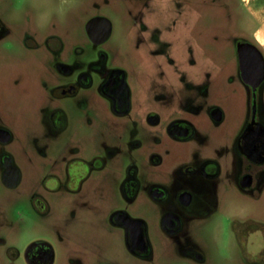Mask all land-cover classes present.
<instances>
[{"label": "rangeland", "instance_id": "1", "mask_svg": "<svg viewBox=\"0 0 264 264\" xmlns=\"http://www.w3.org/2000/svg\"><path fill=\"white\" fill-rule=\"evenodd\" d=\"M95 16L106 18L112 25L104 46L108 54L106 67L112 61L126 70L134 102L144 96L149 80L158 79L159 71H163L165 80L158 85L205 87L208 98L224 113L217 130L226 132L243 122L250 110L234 38L259 29L264 20V0H58L56 5L48 1L43 5L41 0H0V127L11 136L8 143L0 144V154H8L20 174L17 187H3L0 182V218L4 216L0 238L4 239V251L13 245L22 252L28 243L39 241L52 248L53 264H80L83 252L99 255L98 251L116 264H150L132 259L125 252L122 234L111 233L106 226L108 208L127 206L119 195H115L117 200L112 205L107 201L109 191L102 188L95 192L93 188L83 189L76 195L65 194L62 189L49 191L54 188L50 168L55 160L58 167L67 158L88 160L96 133L113 138L114 128L111 126L108 133L103 131V120H114L96 94L90 100L87 92L78 89L71 96H53L48 71L54 66L44 46H40L49 33L48 25L43 26L51 20L56 35L57 84L76 85L75 74L66 77L59 72L62 65L89 72L94 79L90 66L98 61L97 48L88 41L85 24ZM40 20L45 24L39 28ZM135 33L142 42H134ZM158 34L157 41L153 40ZM256 37L262 41L260 34ZM261 90L264 99V82ZM87 104L94 117L86 111ZM50 109L61 110L66 116V128L56 135L45 121ZM143 158L140 152L123 151L107 163L110 170L105 172L117 184L134 164L144 181L153 167ZM221 197L218 210L207 220L192 223L183 237L184 245L199 249L202 263L176 257L175 244L160 231L158 214L151 203H133L128 211L148 223L154 245L151 262L264 264V234L258 231L264 230V190L256 197ZM33 199L40 214L28 216ZM241 211L247 219L243 255L238 240L225 231V217ZM103 224L105 229L100 228ZM21 261L14 264H23Z\"/></svg>", "mask_w": 264, "mask_h": 264}, {"label": "flooded vegetation", "instance_id": "2", "mask_svg": "<svg viewBox=\"0 0 264 264\" xmlns=\"http://www.w3.org/2000/svg\"><path fill=\"white\" fill-rule=\"evenodd\" d=\"M41 1L43 5L46 1L49 5L58 4V0ZM248 13L259 20L260 17ZM41 21L39 28L45 24ZM47 25L49 33L42 39L40 46H44L50 63L54 66L48 71L49 89H53V96L56 99L71 96L78 89L87 92L90 100L96 94L105 102L104 111L114 120V123L103 120V131L108 133L111 126L114 128L113 138L109 140L105 133H96L91 141L93 152L90 159L67 158L62 167L56 166L57 161H54V166L50 168L54 188L51 187L49 191L62 189L65 194L76 195L83 189L93 188L94 191L102 188L109 191L107 201H111L112 205L117 200L115 195H119L127 206L108 208L104 217L107 228L111 233L119 231L122 234L125 252L132 259L157 264L151 262L154 259V245L149 236L148 223L132 216L128 211L136 201H148L157 211L160 231L175 244V256L202 263L204 259L199 249L189 243L184 245L183 237L191 224L210 218L218 210L222 195L230 199L242 195L256 197L264 190V99L261 86L253 93L245 85L249 92L248 116L234 129L218 132L217 128L224 121V113L208 98V90L201 86L183 85L174 88L158 85L165 78L163 71H159L158 79L149 80L141 101H133L126 70L113 65L112 61L106 67L108 54L104 46L111 36L112 25L110 36L101 43L91 41L85 30L88 41L97 48L98 61L90 66L94 79L89 72L62 65L59 66V72L66 77L75 74L76 85L72 82L65 86L58 85L55 58L57 49L54 47L56 35L51 20L43 27L47 28ZM242 34V37L234 38L236 55L237 45L246 43L258 48L264 58V50L259 46L256 31L251 35L244 32ZM134 36V42H142L137 33ZM158 36L159 34L152 39L157 41ZM24 40L25 37L20 41L21 46H24ZM91 109L87 104L86 111L89 116L94 117ZM45 121L54 135L66 128V116L61 110L50 109ZM4 133L9 137L6 142ZM10 138L9 133L0 127V144L8 143ZM123 151L140 152L142 158L153 167L144 181L140 178L141 170L134 164L125 170L123 178L117 184L110 181L111 174L105 172L110 170L107 163L118 158ZM102 153L106 154L107 161ZM14 181V186H7V183ZM19 181L20 174L11 157L1 153L2 186L14 188ZM100 199L97 200L98 206ZM28 208V216L40 214L35 199L29 203ZM225 224V231L238 240L239 250L243 255L242 238L246 236L247 228L243 212L227 215ZM104 227V224L100 226L102 229ZM0 230L4 232V216L0 218ZM258 231L264 234V230ZM0 248L3 249L0 264H14L19 260L23 264L54 263L52 248L43 242H30L22 252L13 245L4 251V239L0 238ZM83 253L80 255V264H116L113 260H105L99 251L96 253L101 255Z\"/></svg>", "mask_w": 264, "mask_h": 264}, {"label": "water", "instance_id": "3", "mask_svg": "<svg viewBox=\"0 0 264 264\" xmlns=\"http://www.w3.org/2000/svg\"><path fill=\"white\" fill-rule=\"evenodd\" d=\"M85 30L91 41L101 43L110 36L111 24L106 18L96 17L87 22ZM237 56L240 78L254 93L264 82V58L256 47L246 43L237 45ZM8 138L4 133V142ZM15 183H7V186H14Z\"/></svg>", "mask_w": 264, "mask_h": 264}, {"label": "crops", "instance_id": "4", "mask_svg": "<svg viewBox=\"0 0 264 264\" xmlns=\"http://www.w3.org/2000/svg\"><path fill=\"white\" fill-rule=\"evenodd\" d=\"M257 34L258 35L260 34L261 37H262V41H260L258 38L257 39H258V42H259V46L264 50V20L261 21L259 29L256 30V35ZM263 118H264V111H263Z\"/></svg>", "mask_w": 264, "mask_h": 264}]
</instances>
